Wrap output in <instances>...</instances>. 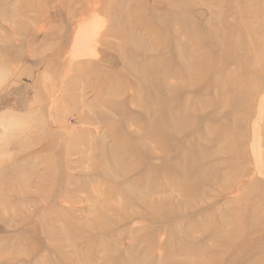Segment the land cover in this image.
Listing matches in <instances>:
<instances>
[{
    "label": "rangeland",
    "instance_id": "374dc122",
    "mask_svg": "<svg viewBox=\"0 0 264 264\" xmlns=\"http://www.w3.org/2000/svg\"><path fill=\"white\" fill-rule=\"evenodd\" d=\"M0 264H264V0H0Z\"/></svg>",
    "mask_w": 264,
    "mask_h": 264
},
{
    "label": "bare ground",
    "instance_id": "6f19581e",
    "mask_svg": "<svg viewBox=\"0 0 264 264\" xmlns=\"http://www.w3.org/2000/svg\"><path fill=\"white\" fill-rule=\"evenodd\" d=\"M137 81H139V82H143V83H144V82L147 83L148 80H147L145 77L139 76V77H137ZM145 85H146V84H145ZM150 86L153 87V85H150ZM146 87H147V86H146ZM152 89H153V88H152ZM147 95H148V94H147ZM148 96H149V95H148ZM150 98H151V99H149V100H153V92L150 93ZM152 111H153V108H152ZM144 127H145V125H144ZM144 129H145V128H144ZM150 130H151V129H150ZM144 132H145V131H144ZM146 133H148V131L145 132V134H146ZM148 134H149V133H148ZM151 135H152V138H153V129H152V131H151ZM43 149H44V148H43ZM70 225H71V224L68 223V222L65 224L66 228H70ZM63 226H64V225H63ZM60 228H62V226L59 227V226L56 225V224H55V226L53 225V232H54V231L56 232V231L59 230ZM51 230H52V229H51ZM44 232H45V231H44ZM48 239H49L50 241H56V240L59 239V237H58L57 235L55 236V234H54V236H53L52 238L50 237V238H48ZM65 239H66V238H65Z\"/></svg>",
    "mask_w": 264,
    "mask_h": 264
}]
</instances>
